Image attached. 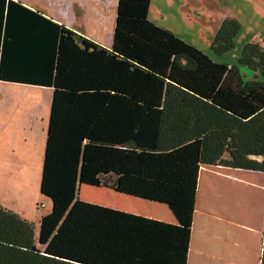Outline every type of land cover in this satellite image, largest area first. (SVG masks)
Returning a JSON list of instances; mask_svg holds the SVG:
<instances>
[{"label":"trees","instance_id":"trees-1","mask_svg":"<svg viewBox=\"0 0 264 264\" xmlns=\"http://www.w3.org/2000/svg\"><path fill=\"white\" fill-rule=\"evenodd\" d=\"M150 5L118 1L108 48L22 1L0 0V81L53 89L40 183L51 212L37 233L0 205V264H188L190 227L78 198L90 147L170 156L161 169L180 183L168 185L185 210L200 165L264 173L263 39L242 47L238 64L263 76L245 81L237 64L214 61L152 22ZM241 29L226 17L211 50H234ZM236 247L246 264L249 241Z\"/></svg>","mask_w":264,"mask_h":264},{"label":"crops","instance_id":"crops-1","mask_svg":"<svg viewBox=\"0 0 264 264\" xmlns=\"http://www.w3.org/2000/svg\"><path fill=\"white\" fill-rule=\"evenodd\" d=\"M19 1L31 9L44 12L48 17L104 47L112 46L119 0ZM153 1L151 0L149 18L154 22L151 18ZM101 7H107V21L105 12H98ZM222 11L215 19L216 27L214 26L212 39L226 17L237 18ZM90 20L101 29L100 34L89 29ZM248 35V39L257 38V34L252 31ZM261 35L264 41V34ZM244 43V40L237 43L238 50L241 45L240 53ZM242 72L250 77L247 72ZM52 96L53 89L50 87L0 81V169L11 172L24 169L40 175L44 163ZM199 171L194 206L185 211L184 220L182 219L183 223H187L183 226L190 227L192 233L188 264H243L230 256L239 244L232 238L235 236L242 240L237 236V233L242 232L246 233L251 242L252 252H260L262 256L264 185L260 184L258 178H264V173L208 165H200ZM112 183L110 180L109 184L103 186L112 187ZM80 186L79 194L82 188ZM115 189L118 188H113ZM79 194L78 198L83 200ZM47 202L51 209V203ZM258 233H261L260 240ZM245 262L248 264L250 261L245 258ZM254 264H261V258Z\"/></svg>","mask_w":264,"mask_h":264},{"label":"rangeland","instance_id":"rangeland-1","mask_svg":"<svg viewBox=\"0 0 264 264\" xmlns=\"http://www.w3.org/2000/svg\"><path fill=\"white\" fill-rule=\"evenodd\" d=\"M100 9L98 12L102 14L105 12L107 21V7ZM222 10L228 12L229 15L237 16L238 19H236L242 25L237 43L243 40L247 43L250 40L248 39L250 31L257 34L255 39H263L261 34H264V0H154L151 18L158 26L167 28L178 37L194 44L214 61L237 64L243 80L249 81L255 78L263 80L260 73L257 74L248 67L238 64L241 45L238 46L239 50L236 47L221 56L211 50V40L216 27L215 19L222 14ZM110 15L112 19V13ZM89 29L95 34L101 33V29L95 26L93 20ZM105 36L107 38V30ZM242 71L247 72L250 77L244 75ZM85 155L89 160L83 167L85 173H82L80 178V188H82L79 194L83 200L172 224H187L183 223L186 213L184 205L173 203L174 189L168 185L171 182L175 184L179 182L169 181L167 171L161 169L169 164V160L172 162L170 156L163 158L94 147L88 148ZM173 166L176 167L174 164ZM100 168L107 169V171L99 175L101 181L97 182L96 176L101 171ZM41 172L42 168L40 175L37 176L35 172H27L24 169L18 172L0 169V204L16 212L22 218L35 223L37 233L39 232V221L51 212L47 202L49 198L43 196L40 191ZM110 180H119L121 188L113 190L109 185L103 186L104 181L109 184ZM258 181L264 185V178L259 177ZM178 186H181L180 183ZM183 187L187 188L185 184ZM177 200H179L178 197L175 201ZM258 235L260 240L261 233ZM237 236L246 242L249 241L245 232L237 233ZM232 239L235 240V236ZM236 239L239 244H242V240L237 237ZM250 244L249 241V246ZM236 251L231 253L232 258L242 255V250L237 248ZM249 253L247 250L248 258L246 259L252 264L261 258L260 252L253 251L251 255Z\"/></svg>","mask_w":264,"mask_h":264}]
</instances>
